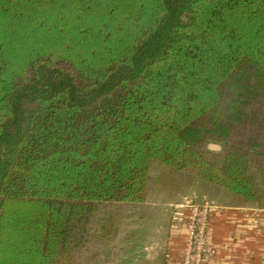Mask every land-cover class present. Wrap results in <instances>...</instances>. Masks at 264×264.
I'll return each instance as SVG.
<instances>
[{"label":"trees","instance_id":"1","mask_svg":"<svg viewBox=\"0 0 264 264\" xmlns=\"http://www.w3.org/2000/svg\"><path fill=\"white\" fill-rule=\"evenodd\" d=\"M155 162L264 208V0H0V264H68Z\"/></svg>","mask_w":264,"mask_h":264},{"label":"rangeland","instance_id":"2","mask_svg":"<svg viewBox=\"0 0 264 264\" xmlns=\"http://www.w3.org/2000/svg\"><path fill=\"white\" fill-rule=\"evenodd\" d=\"M206 149L214 152L209 154V160L220 162L223 144L210 143ZM188 200L212 208L215 217L225 212L222 206L239 207L235 209L241 210L239 214L232 216L243 215V206H247L242 197L204 181L193 169L178 171L155 162L145 201L103 206L90 225L92 238L83 243L68 264H165L164 245L171 222L180 211L176 203Z\"/></svg>","mask_w":264,"mask_h":264},{"label":"crops","instance_id":"3","mask_svg":"<svg viewBox=\"0 0 264 264\" xmlns=\"http://www.w3.org/2000/svg\"><path fill=\"white\" fill-rule=\"evenodd\" d=\"M183 203V202H182ZM180 205L181 203H176ZM176 204H168L170 207ZM223 215L213 216L218 254L212 264H264V208L222 206ZM181 213V210L178 211ZM165 242V264H181L188 234L180 218L172 220ZM170 235V236H169Z\"/></svg>","mask_w":264,"mask_h":264},{"label":"built area","instance_id":"4","mask_svg":"<svg viewBox=\"0 0 264 264\" xmlns=\"http://www.w3.org/2000/svg\"><path fill=\"white\" fill-rule=\"evenodd\" d=\"M179 208L184 210V214L178 212L177 215L188 234V245L181 264H212L218 254L213 233L212 208L200 207L192 200L178 205Z\"/></svg>","mask_w":264,"mask_h":264}]
</instances>
